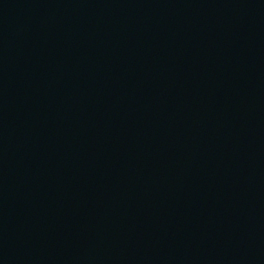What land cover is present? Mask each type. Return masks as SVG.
Instances as JSON below:
<instances>
[{"label":"water","instance_id":"95a60500","mask_svg":"<svg viewBox=\"0 0 264 264\" xmlns=\"http://www.w3.org/2000/svg\"><path fill=\"white\" fill-rule=\"evenodd\" d=\"M0 264H264V0H0Z\"/></svg>","mask_w":264,"mask_h":264}]
</instances>
